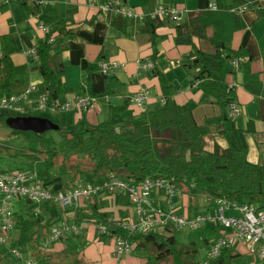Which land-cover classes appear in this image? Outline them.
<instances>
[{
	"label": "crops",
	"instance_id": "0c3cea01",
	"mask_svg": "<svg viewBox=\"0 0 264 264\" xmlns=\"http://www.w3.org/2000/svg\"><path fill=\"white\" fill-rule=\"evenodd\" d=\"M162 1L178 7L180 17L178 20L166 17L154 21L157 24L153 43L148 31L151 20L148 14ZM210 1L125 0L128 6L141 13L142 16L136 20L125 17L105 18L95 6L90 5L89 0H52L46 7L37 5L34 0L0 3V98L21 93L29 85L37 87L32 98L47 92L38 58L31 59L26 51L37 46L44 38L45 32L38 27L37 19L43 14H49L51 21L47 25L48 29L53 30L54 35H62L56 29V21L61 20V27L67 32V35H63L54 44L51 52L52 65L61 83L58 98L66 100L85 93L96 97L93 107L86 111L73 109L51 114L63 128H74L82 120L89 126L110 120L120 128L124 115L137 117L144 110L158 105L162 97L168 99L164 93L165 86L170 90V98L180 104H190L197 122L208 126V132L204 136L205 149L212 151L216 145L225 149L229 147V141L222 132L221 103L215 93L206 91V79L198 78L205 62L213 66L217 64L214 56L223 46L236 51V55L245 57L244 63L237 70L224 76L225 83H235L231 97L236 99L241 108V113L234 122L235 139L246 146L248 161L262 164L264 0H247L237 5H246L240 9H209ZM114 20H118L119 25L114 24ZM199 54L202 60L196 63ZM99 59L116 61L119 67L110 74L102 73L98 66L96 68ZM147 59L153 61V69L144 66ZM162 80L165 83L163 86ZM140 92L146 94V99L141 104L131 99ZM30 104L31 102L27 103L28 106ZM120 107L122 108L117 110ZM48 116L52 119V116ZM37 163L30 165L28 169L39 170ZM42 183L52 191L60 190L63 186L61 176ZM179 187V192L170 201L164 193L153 191L152 202L165 210L174 206L178 212L188 216L213 212L214 198L209 194L193 192L187 183H181ZM116 194L109 197L102 192L91 199L81 198L76 206L67 209L54 201H46L36 216L32 210L33 203L27 197H15L11 208L17 219L31 215L40 218L41 223L34 228L37 238H32V243L28 246V252L35 251L33 258L37 264L163 262L153 258L151 249L133 247L131 252L121 257L113 255L114 239L98 232V220L94 214H105L108 220L131 216L133 204L127 194L123 191ZM66 210L67 221L76 223L79 229L70 232L62 240H48L51 226L63 221ZM199 229L203 230L208 244L216 237L229 233L228 229L216 222ZM44 242L47 244L44 245ZM239 242L231 248L234 252L245 254L247 264H255L254 255L243 253L241 248L237 249ZM6 255V250L0 252L1 259L6 258ZM27 257L32 256L27 254ZM2 264L13 263L6 259ZM165 264L168 263L165 261Z\"/></svg>",
	"mask_w": 264,
	"mask_h": 264
},
{
	"label": "trees",
	"instance_id": "16d2710c",
	"mask_svg": "<svg viewBox=\"0 0 264 264\" xmlns=\"http://www.w3.org/2000/svg\"><path fill=\"white\" fill-rule=\"evenodd\" d=\"M215 1L217 8L230 9L247 0ZM40 19L46 25L51 21L49 14L41 15ZM61 23V20L56 21V29L62 35H54L53 30H49L35 46L49 101L58 98L61 89L60 80L52 65L51 53L54 44L63 35H67ZM113 23L119 25L118 20ZM156 24L154 20L148 23L153 43ZM52 36L54 41L50 42L49 37ZM222 53L225 56H221ZM234 55L236 51L221 46L214 56L217 64L213 66L205 62L206 67L204 65L198 75V78L206 79V91L215 93L221 103L222 132L229 141L228 148L216 145L212 151L205 149L204 136L208 132V126L197 122L190 104H180L170 98V90L164 86V93L168 97L164 104L144 110L137 117L124 115L120 128L110 120L95 126H89L82 120L74 128H63L56 121L60 125L57 139L48 136L50 131L39 134L35 150L42 152L43 166L37 170L38 179L42 182L50 181L54 177L52 172L53 168H57L55 164L58 159H62L59 168L65 172V161L74 158L79 161L87 160L91 164L90 174L94 182L103 181L110 172L121 178H131L135 182L146 177L161 176L170 178L177 184L194 183L195 187L191 191L205 192L211 198L247 201L258 209H264V163H252L246 159V146L236 141L234 121L226 114V105L233 91L227 89L224 76L234 71L227 62V57ZM200 60L199 54L195 62ZM163 85L165 83L162 80ZM14 114L0 109V121L8 127L6 117ZM94 216L98 221L106 222L111 233L130 241L135 249L152 247L155 260L167 262L171 258L173 264H197L195 243H179L175 237V229L167 227L169 232H129L105 218V214L95 213ZM15 221L14 229L18 232L15 238L10 239V244L27 246L32 240L34 228L41 223L40 218L31 215L19 219L15 217ZM241 257L232 248L224 247L217 257L208 259L207 264H238ZM244 264H247L246 257Z\"/></svg>",
	"mask_w": 264,
	"mask_h": 264
},
{
	"label": "built area",
	"instance_id": "2783aa9c",
	"mask_svg": "<svg viewBox=\"0 0 264 264\" xmlns=\"http://www.w3.org/2000/svg\"><path fill=\"white\" fill-rule=\"evenodd\" d=\"M14 0H0L2 4H9ZM39 6L46 7L51 4L52 0H34ZM90 5L105 17H125L136 20L141 17V13L128 6L125 0H89ZM209 9H216L215 0L208 3ZM246 5L234 7L233 9L245 8ZM151 20H162L171 17L178 20L180 10L178 7L167 3L160 2L148 14ZM38 27L45 33L49 31L47 25L38 17ZM49 41H54V37H49ZM26 54L31 59H37L36 47L32 46ZM221 56H225L223 53ZM245 60L243 55H234L227 57V62L233 70H237L240 64ZM98 69L105 74H110L114 69L119 67L116 61L99 59L97 62ZM148 69L154 68L151 59L144 62ZM235 83L227 84L228 89L233 91ZM35 85H29L23 92L10 94L0 98V109H5L14 115H24L31 110H43L51 113L65 112L69 110L86 111L93 107L96 97L92 94L85 93L75 96L71 99L62 100L55 98L48 100V93H39L33 105L28 106L29 98L36 90ZM132 101L143 103L146 94L140 92L135 94ZM167 98L162 97L159 104H164ZM241 113V108L232 96L226 105L227 116L235 122V119ZM189 187H195L190 183ZM180 187L170 178L161 176L146 177L142 181L135 182L131 178H121L113 172L101 182H78L67 189L52 191L45 186L37 177V169H7L0 172V244L7 245V252L21 258V252L18 246L10 244L12 230L15 227V216L11 208L12 200L15 197H27L33 203V214L36 216L41 210V205L46 201H54L63 208L73 207L79 203V199H91L94 196L104 193H117L123 191L127 194L133 204V214L126 218H112L116 226H119L129 232H150L156 230H167V227L175 230H182L185 227L199 229L208 223L216 222L223 228L229 230V233L220 235L209 242L207 248V260L217 257L221 250L231 248L238 241H244V244L250 254L255 256V264H264V209H258L247 201L228 200L224 197L214 198L213 212H200L191 216L178 212L174 206L165 210L162 207L154 205L152 202V192L160 191L164 193L168 201L179 192ZM64 219L60 223L51 226L48 240L56 241L64 239L70 232H76L79 227L76 223L67 221L68 211L64 212ZM98 232L102 235H109L114 239L113 255L121 257L132 251L134 245L123 236L111 233L104 221H97ZM47 243L44 242V245ZM23 264H37L36 259L29 257L24 260Z\"/></svg>",
	"mask_w": 264,
	"mask_h": 264
},
{
	"label": "rangeland",
	"instance_id": "374dc122",
	"mask_svg": "<svg viewBox=\"0 0 264 264\" xmlns=\"http://www.w3.org/2000/svg\"><path fill=\"white\" fill-rule=\"evenodd\" d=\"M31 102L30 105H33L35 102V98H29V101ZM29 105V106H30ZM51 112H46L43 110H31L27 115H37V116H52ZM49 117V116H48ZM52 119L56 122L57 120L54 119L52 116ZM58 122V121H57ZM59 131L54 130L50 131L48 133V136H52L54 138L59 137ZM38 138L39 134L33 131H22V130H12L11 128L6 127L3 125V123L0 121V172L7 170V169H17V168H26L31 165L33 166L35 163H37V166L39 169L42 168L41 158H42V152L40 150H35L37 148L38 144ZM24 153V154H23ZM21 154V155H20ZM37 158V159H36ZM62 162V159H58L56 161V169L53 168V175L54 177H62V189L71 187L76 184L78 181H87L92 182L93 178L90 174L91 170V164L87 160L79 161L74 158H70L68 161H65L66 165V171L62 172L60 170V164ZM80 171H86L80 172ZM85 174V175H84ZM42 182V181H41ZM116 193H108L106 196H115ZM111 199V198H110ZM14 233L12 234V238H15L17 236L16 230H12ZM35 232H33L32 238H37L35 236ZM175 237L177 241L181 244L188 243L189 241H193L195 243V247L197 249L196 255H195V261L197 264H206L207 260V245L208 242L204 239V233L201 229H191L188 226L184 229L177 231L175 233ZM32 242L28 243L27 246H20L18 245V248L21 252V258L17 256H13L7 252V245L0 244V252L6 250L8 255H6V258L1 259L0 258V264L6 261H11L13 264H22V261L24 263V260L29 258L27 257V254L29 256L34 257L35 251L28 252L29 248L28 246ZM239 244V245H238ZM237 244V249H242L243 253L250 254V252L247 250L244 241H240ZM153 250V248H150ZM242 257L238 264H244L245 263V254H241ZM173 264L171 261V258L167 260V263ZM165 264V261L160 262L159 264ZM158 264V263H157Z\"/></svg>",
	"mask_w": 264,
	"mask_h": 264
},
{
	"label": "water",
	"instance_id": "95a60500",
	"mask_svg": "<svg viewBox=\"0 0 264 264\" xmlns=\"http://www.w3.org/2000/svg\"><path fill=\"white\" fill-rule=\"evenodd\" d=\"M5 122L13 130L33 131L38 134L60 128L51 118L37 115H10L6 117Z\"/></svg>",
	"mask_w": 264,
	"mask_h": 264
}]
</instances>
